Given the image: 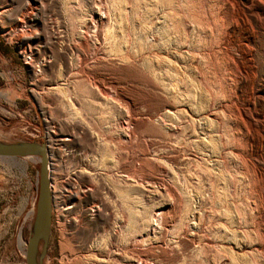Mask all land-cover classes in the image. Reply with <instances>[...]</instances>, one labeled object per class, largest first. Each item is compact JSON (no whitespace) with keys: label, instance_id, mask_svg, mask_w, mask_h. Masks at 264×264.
<instances>
[{"label":"rangeland","instance_id":"obj_1","mask_svg":"<svg viewBox=\"0 0 264 264\" xmlns=\"http://www.w3.org/2000/svg\"><path fill=\"white\" fill-rule=\"evenodd\" d=\"M0 141L43 264H264V0H0ZM38 177L0 157V264Z\"/></svg>","mask_w":264,"mask_h":264},{"label":"water","instance_id":"obj_2","mask_svg":"<svg viewBox=\"0 0 264 264\" xmlns=\"http://www.w3.org/2000/svg\"><path fill=\"white\" fill-rule=\"evenodd\" d=\"M26 156L39 158V177L36 211L32 232L26 242L25 261L26 264H43L52 221V194L46 144L44 142L4 143L0 141V157Z\"/></svg>","mask_w":264,"mask_h":264},{"label":"built area","instance_id":"obj_3","mask_svg":"<svg viewBox=\"0 0 264 264\" xmlns=\"http://www.w3.org/2000/svg\"><path fill=\"white\" fill-rule=\"evenodd\" d=\"M51 190V189H50Z\"/></svg>","mask_w":264,"mask_h":264}]
</instances>
